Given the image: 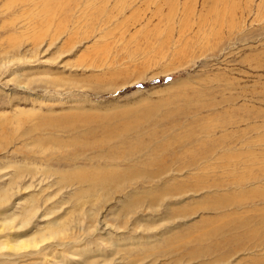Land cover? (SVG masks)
I'll use <instances>...</instances> for the list:
<instances>
[{"label": "rangeland", "instance_id": "374dc122", "mask_svg": "<svg viewBox=\"0 0 264 264\" xmlns=\"http://www.w3.org/2000/svg\"><path fill=\"white\" fill-rule=\"evenodd\" d=\"M105 168L130 179L75 180ZM12 179L0 214L38 212L0 244L64 231L1 245L0 264H172L230 233L238 254L182 264H264V0H0V188Z\"/></svg>", "mask_w": 264, "mask_h": 264}, {"label": "bare ground", "instance_id": "6f19581e", "mask_svg": "<svg viewBox=\"0 0 264 264\" xmlns=\"http://www.w3.org/2000/svg\"><path fill=\"white\" fill-rule=\"evenodd\" d=\"M111 159H110V161H111ZM127 171H129V170H127ZM123 177L124 176L120 172L115 171V170L112 171V170H110L108 168H105V170H102L101 172H95V174L94 173L93 174H88V175L85 174V176L75 177V180H76V182L78 181L79 183H82V182L87 183L88 184V189L87 190H91L92 191V189L94 190V188H99V187L101 189L102 188L103 189L104 188L107 189L108 187L121 184L124 181L127 182L130 179V178H125L124 179ZM73 180H74V178H73ZM87 190H85V191L88 192ZM13 191H14V186H13V179H12L10 181V187L9 188H7V186H6V188L5 187H1L0 188V207H3V206H5V205L10 203V201L14 197L13 196L14 195ZM173 192L175 193V191H173ZM173 192H169L167 194L165 191H163L162 192L163 195H161L160 192H157V194H152V196L149 195L147 197H151V199H149L150 201L148 202V204L151 207H156L159 202H162V201L165 200V198H166L165 196L172 195V194H174ZM88 193H90V191ZM89 198H91V197H89ZM215 202H217V201H215ZM32 203L33 202H31L30 204H32ZM229 207H234V204L230 205V202L228 200H221L220 202H217V204L215 203L214 207H210V209L213 208L212 210L220 209L221 211H225V209L228 210ZM27 208H28V210H29V208H31V209L29 211H26L25 213L21 211L23 214L20 213L19 216L18 215L16 216L15 211L11 212V213H6V212L3 211V213L0 214V217H1L0 218V232H5V231L11 230V229H15V227L18 228V229L26 228L28 226L29 221L31 220V218L33 217V215L37 211L35 207H27ZM25 210H27V209L25 208ZM168 213L172 214V212H168ZM15 218H19V222L18 223L15 222L16 221ZM239 220H240V222H238L237 220H232L227 225H225L223 227L220 226L219 228L213 230L208 235V237H206V238L209 241L213 240V239H216L219 235L225 234L224 231L226 229H230L229 231H236V230H239L241 228H245L247 226V224L249 223L247 220H243V219H239ZM14 222L17 223V224H14ZM46 226L47 227H46L45 231L44 230H42V231L46 232V230L47 231L49 230V232H48L49 236H48L47 233H45V235L42 233L43 234L42 235L40 233L41 230H39V232H35L34 231L31 234H23L18 239H14V240L12 239L13 241H11L9 239L10 241L7 240L5 242L6 244H0V246L4 245V247L9 248L10 250H13V251L22 250V249H28V248L38 249L40 245H42L45 241H47V239L50 240V238L53 239L55 236L57 237L60 234V230L64 231V228L60 229L62 227V224L58 223V221L49 222ZM38 234H39V237L37 236ZM247 234L250 237L253 233L251 234V233L247 232ZM181 238H179V240ZM200 238H202V237H199V239ZM202 239H204V240H202ZM202 239H201L202 241L201 240L200 241L201 242H203V241L205 242V238H202ZM196 241H198V238H197ZM196 241H195V243H196ZM229 241H235V242H237L239 244L238 248H233L232 249L233 254H238V252H241L244 249L243 248L244 245L242 244V240L240 238L233 237V234L230 233V235H228L227 239H220L219 238V241L218 240L215 241V242L210 241L209 242L210 244L208 243L209 244L208 246H202V247L195 246V248L192 247L193 248L192 251L189 252L186 255H182L180 260L177 259V255L174 258L172 257L173 255H175L176 252H179V251H177V248H176L177 246L176 247L174 246V249L172 251L173 254H172V256H170L168 258V260H170V262L172 264H182L183 262L192 263V262H195V261H199L201 259L204 260V258H208L210 255H212V253L219 252L222 247H230L229 246L230 243H228ZM255 241H258L257 244H259L260 242L264 243V234L261 237V239H258V240H255ZM174 243L173 244H168L167 246L174 245ZM196 244H200V242L196 243ZM257 244H255L254 246H257ZM229 253H231V252H229ZM223 257L228 258V256H223ZM219 260H221V259H218L217 261H219ZM227 262H228V260H227ZM129 263H131V262L129 261L128 264ZM135 263H136V261L132 262V264H135ZM223 263H224V261H223ZM76 264H92V263L88 262L86 260V258L83 257L81 259V261L76 263ZM117 264H121V260L118 261Z\"/></svg>", "mask_w": 264, "mask_h": 264}]
</instances>
